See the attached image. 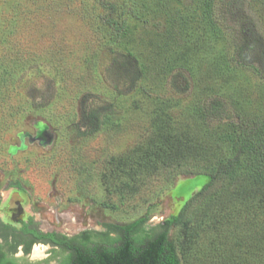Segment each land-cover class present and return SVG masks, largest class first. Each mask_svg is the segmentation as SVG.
I'll return each mask as SVG.
<instances>
[{"label": "rangeland", "instance_id": "rangeland-1", "mask_svg": "<svg viewBox=\"0 0 264 264\" xmlns=\"http://www.w3.org/2000/svg\"><path fill=\"white\" fill-rule=\"evenodd\" d=\"M49 1L0 0V250L19 264H59L67 254L23 227L40 235L52 232L78 239L144 217L143 229L153 232L209 181L204 174H177L167 181L161 173L135 192L114 189L109 194L103 180L108 158L130 148L148 131V99L142 95L143 108L133 106L140 96L137 86L145 80L131 57L98 42L66 0H54L61 4L57 11L45 6ZM226 1L230 13L216 12L221 32L211 52L191 61L187 69L159 76L162 57L154 56L151 43L159 41L165 23L156 30L150 21L139 29L136 42L154 64L146 83L152 95L171 97L180 107L197 99L199 87L212 86L237 96L247 110L264 118L261 0ZM182 3L169 0L168 6L189 8L193 2ZM237 46L238 62L231 59ZM214 52L224 54L227 63L217 78L207 70ZM91 74L95 86H84ZM94 110L96 120L88 116ZM105 113H111V124L102 123ZM236 217L237 224L228 228L202 230L183 263L220 264L232 257L233 232L253 236L252 248L243 257L250 264H262L264 248L258 251L256 243L264 215ZM177 231L172 227L169 235L176 236Z\"/></svg>", "mask_w": 264, "mask_h": 264}, {"label": "trees", "instance_id": "trees-1", "mask_svg": "<svg viewBox=\"0 0 264 264\" xmlns=\"http://www.w3.org/2000/svg\"><path fill=\"white\" fill-rule=\"evenodd\" d=\"M50 1L46 7L51 6L52 11L60 9L58 1ZM88 1L66 0L65 4L88 25L100 44L133 59L141 80H145L137 86L140 96L133 106L143 108L142 95L149 102L147 133L106 162L103 180L109 194L114 189L135 192L161 173L166 174L167 181L177 174H204L209 181L153 232L143 229L144 217L110 225L108 232L83 234L78 239L56 237L52 232L40 235L23 231L65 249L67 254L59 264H184L190 246L205 228H228L237 224L240 213L245 217L252 212L264 215V118L247 110L237 96L221 93L212 86H198L197 99L183 107L171 97L152 95L146 81L154 64L143 56L136 40L139 29L150 21L156 30L165 23L159 41L151 43L154 56L162 57L156 72L164 76L175 68L187 69L191 61L211 52L221 32L216 12L229 14L230 5L226 0H192L189 8L184 5L187 9L171 10L169 0ZM173 1L183 5L182 0ZM260 4L264 11V0ZM239 48L231 56L236 62ZM225 69V55L214 52L208 73L217 78ZM94 82L91 74L84 86L94 87ZM77 89L79 92L80 87ZM96 112L89 111L88 116L96 120ZM110 114H104L103 124H111ZM256 220L261 222L263 218ZM172 227L178 230L176 236L169 235ZM231 233L232 257L220 264H250L243 255L251 250L253 236ZM263 240L264 226L256 243L258 251L264 248L260 245ZM0 264L19 263L0 250Z\"/></svg>", "mask_w": 264, "mask_h": 264}, {"label": "flooded vegetation", "instance_id": "flooded-vegetation-1", "mask_svg": "<svg viewBox=\"0 0 264 264\" xmlns=\"http://www.w3.org/2000/svg\"><path fill=\"white\" fill-rule=\"evenodd\" d=\"M15 187H19V186L16 185ZM14 205H15V203H13L12 206H10V207H13V208H14V207H15ZM24 229H25V227L22 228V230H24ZM50 233H51V232H50Z\"/></svg>", "mask_w": 264, "mask_h": 264}, {"label": "bare ground", "instance_id": "bare-ground-1", "mask_svg": "<svg viewBox=\"0 0 264 264\" xmlns=\"http://www.w3.org/2000/svg\"><path fill=\"white\" fill-rule=\"evenodd\" d=\"M14 198H15V196L13 197V199H11L10 206H12Z\"/></svg>", "mask_w": 264, "mask_h": 264}]
</instances>
